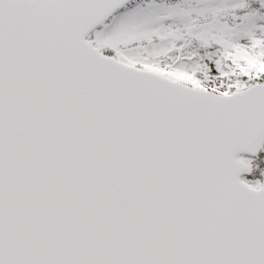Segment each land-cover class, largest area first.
<instances>
[{
  "label": "snow or ice",
  "instance_id": "1",
  "mask_svg": "<svg viewBox=\"0 0 264 264\" xmlns=\"http://www.w3.org/2000/svg\"><path fill=\"white\" fill-rule=\"evenodd\" d=\"M0 264H264V0H0Z\"/></svg>",
  "mask_w": 264,
  "mask_h": 264
}]
</instances>
